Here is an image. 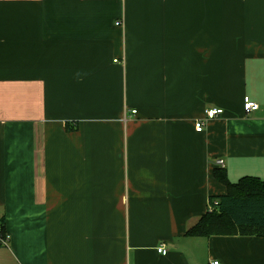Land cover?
Listing matches in <instances>:
<instances>
[{
    "label": "crops",
    "instance_id": "1",
    "mask_svg": "<svg viewBox=\"0 0 264 264\" xmlns=\"http://www.w3.org/2000/svg\"><path fill=\"white\" fill-rule=\"evenodd\" d=\"M219 158L264 180V0H0V264H264L187 235Z\"/></svg>",
    "mask_w": 264,
    "mask_h": 264
},
{
    "label": "trees",
    "instance_id": "2",
    "mask_svg": "<svg viewBox=\"0 0 264 264\" xmlns=\"http://www.w3.org/2000/svg\"><path fill=\"white\" fill-rule=\"evenodd\" d=\"M215 174L227 186V192L210 197V203L218 201V206L202 215L187 235L264 237V180L244 176L231 182L221 167ZM0 220L5 223V219Z\"/></svg>",
    "mask_w": 264,
    "mask_h": 264
},
{
    "label": "built area",
    "instance_id": "3",
    "mask_svg": "<svg viewBox=\"0 0 264 264\" xmlns=\"http://www.w3.org/2000/svg\"><path fill=\"white\" fill-rule=\"evenodd\" d=\"M117 24H120V21L116 22ZM115 61H118L116 59ZM259 109V104L256 101H253L249 96L244 97V110L246 113H249L251 111ZM137 110H132V113H136ZM224 110L220 107H211L205 111V118L199 119L195 123V128L197 131L201 132L204 130L205 125L209 119H213L221 114H223ZM216 164L220 167L225 166V161L223 158H219L216 160ZM218 206V201H215L214 203H210L208 211L212 212L216 209ZM10 242V234L6 230L5 223L0 220V246H8ZM159 252L166 254L167 250L164 245H161L158 248ZM212 264H219V261L216 260L212 262Z\"/></svg>",
    "mask_w": 264,
    "mask_h": 264
}]
</instances>
